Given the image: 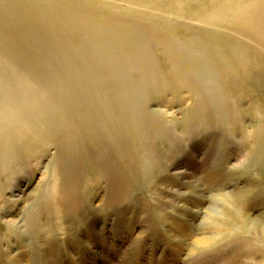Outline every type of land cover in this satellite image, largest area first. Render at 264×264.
Returning a JSON list of instances; mask_svg holds the SVG:
<instances>
[{
  "label": "rangeland",
  "instance_id": "1",
  "mask_svg": "<svg viewBox=\"0 0 264 264\" xmlns=\"http://www.w3.org/2000/svg\"><path fill=\"white\" fill-rule=\"evenodd\" d=\"M223 1L0 0V264H264V18Z\"/></svg>",
  "mask_w": 264,
  "mask_h": 264
},
{
  "label": "bare ground",
  "instance_id": "2",
  "mask_svg": "<svg viewBox=\"0 0 264 264\" xmlns=\"http://www.w3.org/2000/svg\"><path fill=\"white\" fill-rule=\"evenodd\" d=\"M25 1V0H24ZM83 1H86V0H83ZM108 1V0H106ZM225 1V0H224ZM223 1V2H224ZM230 1V0H229ZM232 1V0H231ZM230 1V2H231ZM235 1V0H233ZM100 2V1H99ZM105 2V1H104ZM180 2V1H179ZM214 2V1H213ZM228 2V1H227ZM238 2V1H237ZM89 3V2H88ZM225 3V2H224ZM232 3V2H231ZM234 3V2H233ZM26 4V3H25ZM138 5V4H137ZM232 5V4H230ZM237 5V4H236ZM149 6V5H148ZM208 6V5H207ZM227 6V5H226ZM146 7V6H145ZM230 6H228L229 8ZM233 7V6H232ZM206 8V7H205ZM224 8V7H223ZM235 8V6H234ZM106 9V8H105ZM147 9V8H146ZM211 9V8H210ZM232 9V8H230ZM213 10V9H212ZM211 11V10H209ZM228 11V10H227ZM232 11V10H231ZM234 11V10H233ZM107 12V11H106ZM177 12V11H176ZM229 12V11H228ZM150 13V12H148ZM147 13V14H148ZM236 16H234V20L237 22H241L244 23V22H249L250 24V29L254 30L255 29H259V25L256 23V21L258 22L259 20L261 21V19L264 18V0H241V4L238 5V8H236ZM130 14V13H129ZM209 14V13H208ZM212 14V13H211ZM226 14V13H225ZM125 15V14H124ZM47 17V16H46ZM208 17V16H206ZM259 19V20H258ZM207 23H212V24H218L221 22V17H220V14H213V16L209 19L206 20ZM225 22V21H224ZM263 22H264V19H263ZM244 27V26H243ZM262 27V26H261ZM264 31V30H262ZM254 35V33H252ZM258 37V36H257ZM258 38L261 39V37L259 36ZM264 39H261V42L264 44ZM114 52V51H113ZM247 53V56L249 57V54L251 55L250 51H239L238 53H236V55H238V57H241L243 59L244 56L246 55ZM244 54V56H243ZM136 62V61H135ZM248 68V67H247ZM258 68V67H257ZM249 73V72H248ZM147 74V73H146ZM152 78V77H151ZM128 80V79H127ZM152 80V79H151ZM86 83V82H85ZM120 84V83H119ZM85 87V86H84ZM36 90V89H35ZM59 91V90H57ZM56 91V92H57ZM25 93V91H24ZM58 93V92H57ZM50 95V94H48ZM27 96V95H26ZM80 96V95H79ZM45 98V97H44ZM43 99V98H41ZM16 100V99H15ZM28 100V99H27ZM34 100V98L32 99ZM37 100V99H35ZM6 102V100H4ZM39 101V100H37ZM45 101V99H43V102ZM14 104H10V103H2L0 102V141L3 139L4 141H6L8 144L11 145L12 141H13V138H14V133L16 132V127H17V123L19 122V120L16 118L15 116V109ZM41 105V104H39ZM79 105V104H78ZM29 106V105H28ZM42 106V105H41ZM114 106V104H113ZM137 106V105H136ZM88 107V106H87ZM80 108V107H79ZM66 108H64L65 110ZM21 110H24L25 111V107L22 105L19 107V111ZM45 110V109H43ZM67 110V109H66ZM58 112V111H57ZM67 112V111H66ZM65 113V112H64ZM42 114V113H41ZM42 116H44L42 114ZM59 116V115H58ZM110 117V116H109ZM38 118V117H37ZM46 118V117H44ZM44 122V121H42ZM34 123V122H33ZM5 145V144H4ZM7 147V146H6ZM1 156V155H0ZM1 159V158H0ZM225 198V197H224ZM239 201V200H238ZM237 202V200H236ZM239 203V202H237ZM235 204V203H234ZM237 206V204H235ZM238 206L240 207V203L238 204ZM239 213L240 211L237 213L238 216H236V218H238L240 221H241V224L242 225H245V229H243L242 227H239L237 228L236 232L237 233H244V232H256L257 234L259 235H262L264 237V221L262 220L261 222L260 221H254L253 223H251V225L249 224V222L244 218L243 215H240L239 216ZM236 214V215H237ZM243 214V213H242ZM250 220V219H248ZM256 220V219H255ZM212 222V221H211ZM214 222V221H213ZM218 223V221H217ZM247 224L248 227H247ZM259 228V229H255V228ZM230 235H233V233H231ZM210 239V238H209ZM212 242L208 241L207 239L204 240V241H200L197 243L198 245V248L197 249H200V248H207V246L211 245Z\"/></svg>",
  "mask_w": 264,
  "mask_h": 264
}]
</instances>
